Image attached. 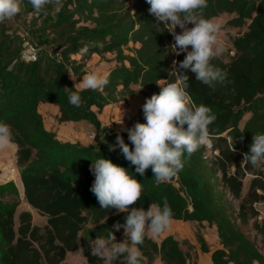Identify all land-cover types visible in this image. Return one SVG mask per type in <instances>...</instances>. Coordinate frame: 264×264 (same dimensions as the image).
I'll use <instances>...</instances> for the list:
<instances>
[{"label": "trees", "instance_id": "trees-1", "mask_svg": "<svg viewBox=\"0 0 264 264\" xmlns=\"http://www.w3.org/2000/svg\"><path fill=\"white\" fill-rule=\"evenodd\" d=\"M148 8L145 0H50L35 11L28 0H22L18 16L38 13L44 20L39 33L51 38V53L35 56L24 54V39L12 31L9 20L0 23V120L11 126L22 160L33 151L20 170L24 199L47 217L44 226L34 225L32 213L24 210L16 227L18 203L4 198H20L18 187L13 180L0 184V264H65L68 253L77 250H82L88 264H103L91 254L89 241L106 238L115 223H124L126 213L101 209L90 191L94 176L89 166L101 157L125 167L141 181V199L130 207L147 209L150 203L167 200L172 220L215 225L221 245L213 252L215 264H264V252L256 240V236L264 239V223L256 208L264 202V164L252 166L243 160L254 134L264 133V0H207L201 10L203 17L211 19L234 14L227 25L247 30L231 37L235 52L228 61L220 55L212 60L228 73L223 84L210 87L187 73L191 99L216 115L208 126L212 156L202 145L185 154L183 168L162 182L150 169L143 176L136 174L119 149L110 148L117 133L128 143L127 133L102 128L99 119L104 107L134 96L137 87L149 98L177 77L175 69L185 54L171 52L174 40L168 26L156 24ZM85 47L87 51H82ZM108 53H115L118 63L107 74L108 83L99 90L79 89L71 74L80 76L85 62L72 56L81 54L85 60ZM73 91L81 96L80 107L68 102ZM42 103H56L61 122L88 120L102 129L99 142L59 140L44 125L39 112ZM137 122H145L143 111ZM248 176L251 180L244 194ZM139 248L143 264L157 260L187 264L172 235L158 242L146 234Z\"/></svg>", "mask_w": 264, "mask_h": 264}, {"label": "clouds", "instance_id": "clouds-1", "mask_svg": "<svg viewBox=\"0 0 264 264\" xmlns=\"http://www.w3.org/2000/svg\"><path fill=\"white\" fill-rule=\"evenodd\" d=\"M50 0H28L33 10L40 11ZM147 11L155 18V23L167 25L174 44L171 52L184 53L175 72L174 82L160 86L158 93L146 98L142 105L143 123L136 122L126 131L128 143L117 133L115 144L123 157L134 166L136 174L143 176L150 169L157 182L166 181L184 166L182 157L198 150L208 142V126L216 115L204 104L197 105L188 92V72L201 83L214 86L223 84L228 73L212 63L213 58L223 51L217 43L216 33L220 25L211 18H205L201 10L207 0H145ZM22 0H0V23L11 20L21 11ZM191 24V27L187 25ZM179 27L180 32L175 29ZM215 46V47H214ZM87 51V47L82 49ZM173 65H177L173 61ZM108 83L107 75L89 72L79 84L81 89H102ZM69 104L80 107L78 92L68 97ZM119 123V122H118ZM92 142V141H91ZM14 144L11 126L0 120V149L11 148ZM243 160L252 166L264 164V133H256L249 151ZM94 180L90 191L96 197L101 209H115L126 213L124 223H115L107 238L96 237L89 241L91 254L99 257L103 264H143L139 246L148 232L159 235L165 231L173 219V211L167 200L150 203L144 207H130L141 199L143 185L125 167L113 163L111 159L97 158L89 166ZM124 229L128 240L117 242L113 230ZM82 251V250H81Z\"/></svg>", "mask_w": 264, "mask_h": 264}, {"label": "rangeland", "instance_id": "rangeland-1", "mask_svg": "<svg viewBox=\"0 0 264 264\" xmlns=\"http://www.w3.org/2000/svg\"><path fill=\"white\" fill-rule=\"evenodd\" d=\"M234 16H235L234 14L225 13L222 14L220 17L213 19L214 22L220 25L219 31L216 33L217 43L215 46H219L223 48V51L218 55L222 56L226 61H228L230 56L234 55L235 52L230 41L231 37L238 36L247 30L246 27L239 29L227 25V21L233 18ZM9 23L13 28L12 31H15L16 33H18L23 37L24 39L23 48L25 55L35 56L37 55V53H46V54L51 53L52 50H51V46L49 45L51 38L47 36L46 33L44 32L39 33V29H41L44 26V20L39 16L38 13H31L23 17H19L17 15L16 17L9 20ZM187 26L191 27L192 25L189 24ZM175 31L180 32L181 29L177 28L175 29ZM72 58L80 61V63L85 62V67L83 68V72L80 76L77 75L74 76L71 74V79L74 81L75 85L79 89L81 88L79 87L78 83L80 82L81 78L87 73L95 71L107 75L109 71L118 64L115 53H111V54L108 53L105 55H97V54L89 55L85 58V60H83L81 54L74 55L72 56ZM163 83L165 82H161V84ZM136 89H137V93L134 96L112 102L103 108V110L99 114V119L101 121L102 128H109L119 132L122 131V129L130 128L137 122V115L139 114V112L142 111V105L145 103V100L147 98V92H145L143 89L138 87ZM245 119L243 120L242 124H244ZM93 131L96 134L95 140L91 142L89 138H86L88 144L89 143L96 144L100 140L102 129H96L93 126ZM32 154L33 151L27 152L25 158L22 160V155L19 152V148L15 143L11 148L0 149V184L4 183L5 181L12 180L14 176L11 175L13 173H18V171L21 170L22 165L25 164L31 158ZM7 168H9V170H7ZM5 176H7V178H5ZM250 180L251 177L248 176L244 181V190H243L244 194L249 188ZM21 195L22 197L18 199L12 196H5L4 198V200L7 202L18 203V207L15 215L16 227L19 224V214L21 213V211L24 210L30 211L32 213L34 225H38L41 227L44 226L46 224L47 217L43 216L37 210L33 209L25 201L23 192L21 193ZM256 208L260 212L259 221L264 223V202L258 203L256 205ZM177 223L178 222L171 220L168 228L159 235H153L151 232H148L147 234L152 239L158 240V242L164 237L174 234V237H177V239L180 241V244L183 245L185 249L189 247L190 248L193 247L191 240L192 238L194 240L196 239L198 243L200 244L202 243V248H205V240L201 234L200 228L206 230L207 238L210 241H215L217 239V230L214 225L213 226L207 225L208 227L206 226L199 227L201 224L195 223L194 226H189L188 230H186V227H184L183 231L180 232L177 230V226H176ZM186 232L187 233L190 232V235L188 236ZM113 234L117 242L128 240V235L126 232L125 233L121 232L117 234L115 232ZM251 234L254 236L255 232L252 231ZM256 240L258 245L264 252V239H262L260 236H256ZM216 243L217 245L215 247L220 246L219 237ZM65 264H88V261L84 257L81 250H77L68 253Z\"/></svg>", "mask_w": 264, "mask_h": 264}, {"label": "crops", "instance_id": "crops-1", "mask_svg": "<svg viewBox=\"0 0 264 264\" xmlns=\"http://www.w3.org/2000/svg\"><path fill=\"white\" fill-rule=\"evenodd\" d=\"M39 112L43 117L45 127L49 131L54 132L56 137L63 142H70V143L79 142L82 144H88L86 139L88 138V135L91 133L95 134L93 131V124L90 123L89 121L81 120L76 122L75 121L61 122L59 120V114H60L59 106L56 103H42L39 106ZM12 180L16 183L21 198L22 192L24 196V185L21 179L20 171L16 173V176L12 178ZM173 221L178 222L176 226H177V230L180 232L183 231L184 227H186V230H188L189 226H194L195 223H197V222H184L181 220H173ZM207 225L208 224L205 223V224H201L199 227L202 226L208 227ZM200 229H201V234L205 240V248H202V243L200 244L196 239L194 240L192 237H190L192 238L191 240L193 247L192 248L189 247L185 249L184 246L180 244V241L177 239V237H174V234L171 235L178 240L182 251L186 254L187 264H215L213 261V252L221 247L220 244H219L220 246L215 247L217 245L216 242L218 241V234H217V239L215 241H210L207 238L206 230L203 228ZM187 232L186 234L189 236L190 232L189 233ZM160 241L161 240H159V242ZM155 264H163V263L160 260H157Z\"/></svg>", "mask_w": 264, "mask_h": 264}, {"label": "built area", "instance_id": "built-area-1", "mask_svg": "<svg viewBox=\"0 0 264 264\" xmlns=\"http://www.w3.org/2000/svg\"><path fill=\"white\" fill-rule=\"evenodd\" d=\"M95 136H96L95 134L91 133V134L88 135V138L91 141H93V140H95ZM205 145H206L207 149L209 150L208 155L212 156V153H211V151H212V143L210 142V140H208V142ZM213 154H217V151H213Z\"/></svg>", "mask_w": 264, "mask_h": 264}, {"label": "bare ground", "instance_id": "bare-ground-1", "mask_svg": "<svg viewBox=\"0 0 264 264\" xmlns=\"http://www.w3.org/2000/svg\"><path fill=\"white\" fill-rule=\"evenodd\" d=\"M11 169V168H10ZM7 170H9V168H7ZM8 172H10V171H8ZM12 173V172H11ZM5 174V173H4ZM11 176H16V173H13ZM5 178H7V176H5ZM3 180H4V178H3Z\"/></svg>", "mask_w": 264, "mask_h": 264}]
</instances>
